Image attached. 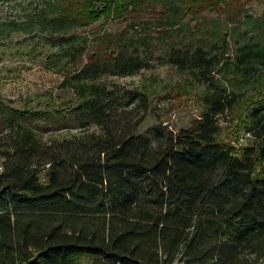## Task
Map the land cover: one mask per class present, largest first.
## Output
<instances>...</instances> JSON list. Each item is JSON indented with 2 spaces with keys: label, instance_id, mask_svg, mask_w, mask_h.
I'll return each instance as SVG.
<instances>
[{
  "label": "trees",
  "instance_id": "1",
  "mask_svg": "<svg viewBox=\"0 0 264 264\" xmlns=\"http://www.w3.org/2000/svg\"><path fill=\"white\" fill-rule=\"evenodd\" d=\"M17 1L23 17L0 22V39L49 36L50 67L68 68L61 88L78 103L57 117L0 101V264H264V99L245 111L244 146L222 140L220 127L248 90L264 95V18L247 21L249 35L228 55L226 30L185 20L239 0H162L165 18L149 29L157 37L139 43L165 44L161 63L204 86L203 109L186 129L136 134L148 94L102 79L135 75L152 59L108 34L107 55L84 61L87 38L74 31L153 0H111L103 11L99 0H0ZM39 121L71 122L78 134L43 140Z\"/></svg>",
  "mask_w": 264,
  "mask_h": 264
},
{
  "label": "rangeland",
  "instance_id": "2",
  "mask_svg": "<svg viewBox=\"0 0 264 264\" xmlns=\"http://www.w3.org/2000/svg\"><path fill=\"white\" fill-rule=\"evenodd\" d=\"M108 1L111 0H99L95 8L103 11ZM19 3L0 2V22L12 18L21 19L23 16ZM38 4L40 1L31 2V7ZM165 13L162 0H153L151 7L131 11L119 18L114 16L106 18L100 15L97 21L74 31L75 34L87 38L88 52L84 61L90 60L93 55L101 57L107 55L102 51L101 39L108 34H124L133 39L137 42L135 47L141 58L152 59L149 69L141 70L135 75L102 79V82L117 87L119 91H145L148 94V110L136 134H142L159 124L174 131L186 129L198 119L203 109L200 97L204 92V86L193 83L186 73L178 71L175 67L161 63L165 44L160 42L157 46L145 47L139 43L157 37V34L149 29L151 23L164 19ZM255 18H264V0H239V6L234 4L228 10L219 8L195 17L189 16L185 22L191 29L205 27L219 31L220 37L222 30H226L227 41L231 44L227 54L231 55L233 42L237 40L241 42L242 38L249 35L245 34L248 33L245 30L248 28L246 23ZM49 38L45 34L13 33L0 39V101L19 111H41L57 117L66 114L70 107L78 103L70 89L61 88L68 68L57 71L50 67L48 60L55 51L49 47L46 40ZM224 77L229 79L228 75L223 73L219 75L223 83ZM262 96L264 95L252 96V92L248 90L232 113L220 120L222 140L236 148L245 145L247 136L241 127L245 111L251 109L255 102L264 99ZM33 127L40 138L47 141L78 134L73 124L67 121H61L53 127L45 121H39ZM40 178L44 179V173Z\"/></svg>",
  "mask_w": 264,
  "mask_h": 264
},
{
  "label": "built area",
  "instance_id": "3",
  "mask_svg": "<svg viewBox=\"0 0 264 264\" xmlns=\"http://www.w3.org/2000/svg\"><path fill=\"white\" fill-rule=\"evenodd\" d=\"M241 140V139H240ZM1 170H2V166L0 167V173H1Z\"/></svg>",
  "mask_w": 264,
  "mask_h": 264
}]
</instances>
